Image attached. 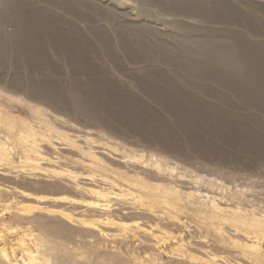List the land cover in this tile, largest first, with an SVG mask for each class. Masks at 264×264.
<instances>
[{
  "label": "rangeland",
  "instance_id": "obj_1",
  "mask_svg": "<svg viewBox=\"0 0 264 264\" xmlns=\"http://www.w3.org/2000/svg\"><path fill=\"white\" fill-rule=\"evenodd\" d=\"M5 1L0 264H264V0Z\"/></svg>",
  "mask_w": 264,
  "mask_h": 264
},
{
  "label": "bare ground",
  "instance_id": "obj_2",
  "mask_svg": "<svg viewBox=\"0 0 264 264\" xmlns=\"http://www.w3.org/2000/svg\"><path fill=\"white\" fill-rule=\"evenodd\" d=\"M2 1V0H1ZM5 1V0H4ZM5 3H6V1H5ZM5 3H4V5H5ZM12 7V6H11ZM75 188V187H74Z\"/></svg>",
  "mask_w": 264,
  "mask_h": 264
}]
</instances>
